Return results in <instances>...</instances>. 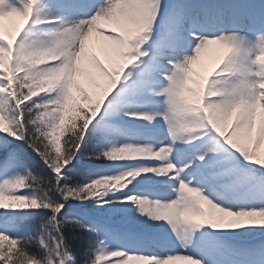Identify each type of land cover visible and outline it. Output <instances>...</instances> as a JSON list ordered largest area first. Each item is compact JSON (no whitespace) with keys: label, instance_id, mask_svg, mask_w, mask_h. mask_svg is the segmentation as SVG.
<instances>
[{"label":"snow or ice","instance_id":"obj_1","mask_svg":"<svg viewBox=\"0 0 264 264\" xmlns=\"http://www.w3.org/2000/svg\"><path fill=\"white\" fill-rule=\"evenodd\" d=\"M0 264H264V0H0Z\"/></svg>","mask_w":264,"mask_h":264},{"label":"rangeland","instance_id":"obj_2","mask_svg":"<svg viewBox=\"0 0 264 264\" xmlns=\"http://www.w3.org/2000/svg\"><path fill=\"white\" fill-rule=\"evenodd\" d=\"M97 54L101 56V58L103 59V53L102 52H98L97 51ZM215 52H210L207 57L205 58V63L206 65H208L209 67H211L214 63V60H215Z\"/></svg>","mask_w":264,"mask_h":264},{"label":"bare ground","instance_id":"obj_3","mask_svg":"<svg viewBox=\"0 0 264 264\" xmlns=\"http://www.w3.org/2000/svg\"><path fill=\"white\" fill-rule=\"evenodd\" d=\"M98 52H101L99 49H97Z\"/></svg>","mask_w":264,"mask_h":264}]
</instances>
